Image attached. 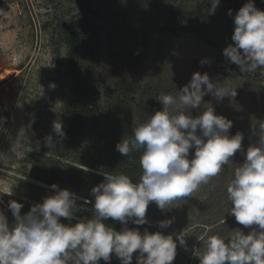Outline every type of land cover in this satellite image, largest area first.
Wrapping results in <instances>:
<instances>
[{
	"label": "rangeland",
	"instance_id": "obj_1",
	"mask_svg": "<svg viewBox=\"0 0 264 264\" xmlns=\"http://www.w3.org/2000/svg\"><path fill=\"white\" fill-rule=\"evenodd\" d=\"M246 2L221 0L210 14L211 0H0V153H6L5 159L0 155V213L10 225L14 222L10 201L22 202L21 213H27L55 183L59 146L52 125L73 97L67 38L83 34L87 44L81 48L82 57L97 90L90 102L103 124L116 120L117 130L123 124L134 130L162 109L157 100L161 94L177 95L199 71L229 88L230 94L222 101L205 95L201 108L192 109V114L198 115L211 103L217 114L233 121L230 134L243 135L241 149L217 176L168 209L150 203L148 223L137 226L129 221L127 227L155 232L161 230L159 221L171 219V226L162 231L174 236L184 232L186 241L178 244L173 264H199L197 255L203 254L209 236L228 240L237 231H252L255 225L245 228L228 213L232 204L227 187L247 148L264 137V68L241 72L222 54L232 43L234 16ZM255 5L264 10V0H255ZM171 12L176 13L174 24L168 22ZM181 26H196L199 34ZM202 59L210 63L201 65ZM20 132L25 145L14 155L11 148ZM49 134L54 143L50 147L45 142ZM103 143L101 137L84 134L70 149L61 150L65 161L89 165L102 159L104 166L124 173L134 151L124 157L115 147L119 161L112 162ZM58 185L69 189L66 182ZM76 192L81 195H76V212L94 213L91 189ZM87 197L92 203H85ZM110 264L121 262L113 255Z\"/></svg>",
	"mask_w": 264,
	"mask_h": 264
},
{
	"label": "clouds",
	"instance_id": "obj_2",
	"mask_svg": "<svg viewBox=\"0 0 264 264\" xmlns=\"http://www.w3.org/2000/svg\"><path fill=\"white\" fill-rule=\"evenodd\" d=\"M220 2L211 0L210 14ZM228 15L232 16L231 9ZM231 39L222 53L230 63L241 72L264 68V10L256 7L255 0H247L236 12ZM207 94L222 101L229 97L230 89L218 85L207 72L197 71L177 95L159 96L162 109L136 126L131 140L122 139L116 145L124 157L143 149L139 182L124 173H98L104 180L91 189L92 218L63 223L61 218L75 217L77 196L56 183L50 186L51 194L33 203L27 213H21L22 202L10 201L14 222L10 225L0 213V264H65L70 251L75 252L77 264H100L101 260L110 264L113 255L121 264H132L134 253L136 264H173L178 244L183 246L186 241L184 232L174 236L162 231L171 226V219L159 221L161 230L155 232L126 225L129 221L137 226L147 224L150 203L163 211L174 201L190 197L241 149L243 135H231L233 121L217 114L211 103L198 115L192 114V109L201 108ZM52 128L56 136L66 135L61 120H55ZM45 142L54 145L51 134ZM24 145L20 132L11 152L17 154ZM227 193L232 204L228 213L236 223L256 227L248 233L237 231L228 240L219 235L207 237L203 254L197 255L199 264H264V137L247 148ZM109 219L125 227L117 231L106 223Z\"/></svg>",
	"mask_w": 264,
	"mask_h": 264
},
{
	"label": "trees",
	"instance_id": "obj_3",
	"mask_svg": "<svg viewBox=\"0 0 264 264\" xmlns=\"http://www.w3.org/2000/svg\"><path fill=\"white\" fill-rule=\"evenodd\" d=\"M175 21L176 13L171 12L168 22L170 24H174ZM166 29L168 31H172V28ZM180 29L183 31H190L199 34V28L196 26H181ZM67 43L69 46L68 74L73 80V97L71 104L58 115V120L63 122L66 135L63 138L57 136V144L59 148L55 151V183L59 184L66 182L69 185V190H71L76 195H80L78 192H76L78 189L85 187L92 189L94 186L100 184L104 180V176L98 174L96 171L111 174H119V172L104 166V160L102 159L100 162H91L89 165L80 163L82 166L68 160L65 161L63 150L61 149H70L72 144L82 138L84 134L91 136V138L98 136L105 141L101 147H104L105 151L107 150L109 153H111L112 162H115L119 161V158L117 160L118 156L115 153V147L117 144L116 141L120 142L122 139L131 140L134 136V131L126 124L121 126V130H117V128H114L116 120L113 122L108 121L103 124L101 118L97 117L95 106H93V104L90 102L96 96L97 90L88 79V73L91 68L84 62L85 58L82 57L81 51V48L87 44L86 38L83 34H78L77 36L72 35L67 38ZM101 124L102 126H100ZM98 149L99 148H95V150ZM134 152L131 156L132 161L126 162L128 168L124 170V174L129 175L135 183L139 182L140 176L142 175V168L140 165L136 164H140L139 159L141 152L140 150ZM84 166L89 167L90 169H86ZM50 194L51 190L46 189L44 198ZM87 198L88 200H91L89 197ZM93 215L94 213L87 214L76 212L75 210V216H78L81 219H90ZM61 219L63 223L73 224L79 220L75 218L71 220H66L64 218ZM106 223L114 227L117 231L125 227V225L121 224L120 222L113 221L111 219L107 220ZM69 257L70 259H68L65 264H77L75 252L70 251Z\"/></svg>",
	"mask_w": 264,
	"mask_h": 264
},
{
	"label": "bare ground",
	"instance_id": "obj_4",
	"mask_svg": "<svg viewBox=\"0 0 264 264\" xmlns=\"http://www.w3.org/2000/svg\"><path fill=\"white\" fill-rule=\"evenodd\" d=\"M0 154H2V157L4 158L6 153L1 152ZM4 159H5V158H4ZM2 160H3V159H2ZM2 160H1V161H2Z\"/></svg>",
	"mask_w": 264,
	"mask_h": 264
}]
</instances>
